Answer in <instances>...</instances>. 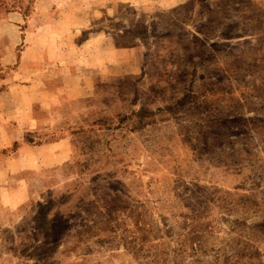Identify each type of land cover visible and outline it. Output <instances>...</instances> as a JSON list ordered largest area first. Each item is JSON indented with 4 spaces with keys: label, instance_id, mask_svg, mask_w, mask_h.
<instances>
[{
    "label": "rangeland",
    "instance_id": "1",
    "mask_svg": "<svg viewBox=\"0 0 264 264\" xmlns=\"http://www.w3.org/2000/svg\"><path fill=\"white\" fill-rule=\"evenodd\" d=\"M0 264H264V0H0Z\"/></svg>",
    "mask_w": 264,
    "mask_h": 264
}]
</instances>
